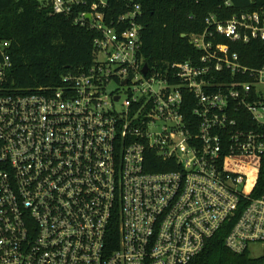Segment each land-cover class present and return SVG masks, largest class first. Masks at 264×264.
I'll return each instance as SVG.
<instances>
[{
    "label": "built area",
    "instance_id": "2783aa9c",
    "mask_svg": "<svg viewBox=\"0 0 264 264\" xmlns=\"http://www.w3.org/2000/svg\"><path fill=\"white\" fill-rule=\"evenodd\" d=\"M39 1L85 7L76 24L99 35L87 71L30 93L0 41V264H190L229 223L226 249L264 260L260 172L242 162L264 163V65L232 51L264 40V8L210 16L189 37L201 57L163 73L134 0L110 22L106 0Z\"/></svg>",
    "mask_w": 264,
    "mask_h": 264
},
{
    "label": "trees",
    "instance_id": "16d2710c",
    "mask_svg": "<svg viewBox=\"0 0 264 264\" xmlns=\"http://www.w3.org/2000/svg\"><path fill=\"white\" fill-rule=\"evenodd\" d=\"M108 22L128 11L129 0H106ZM141 6L142 52L148 66L164 73L174 63H186L201 57L189 41L190 35L204 33L210 16L223 22L241 13H254L264 8V0H134ZM230 3V6L226 4ZM72 15H56L52 6L39 0H0V41L10 43L11 86L26 93L62 86L65 76L79 75L94 62V42L98 33L76 24ZM187 36L186 38L183 37ZM221 43H228L221 39ZM241 63L260 68L264 65V40L232 46ZM259 171L258 195L264 192V163L245 159ZM156 171H164L156 169ZM233 223L224 226L207 244L205 251L190 264H262L249 253L237 255L225 247Z\"/></svg>",
    "mask_w": 264,
    "mask_h": 264
},
{
    "label": "rangeland",
    "instance_id": "374dc122",
    "mask_svg": "<svg viewBox=\"0 0 264 264\" xmlns=\"http://www.w3.org/2000/svg\"><path fill=\"white\" fill-rule=\"evenodd\" d=\"M122 96H123V97H122L123 100H125L126 97H127V95H126L125 93H123ZM122 103H123V102H122ZM122 103H118L117 106H116V109H120V108L122 107V105H121ZM256 255H259V253L256 252Z\"/></svg>",
    "mask_w": 264,
    "mask_h": 264
},
{
    "label": "water",
    "instance_id": "95a60500",
    "mask_svg": "<svg viewBox=\"0 0 264 264\" xmlns=\"http://www.w3.org/2000/svg\"><path fill=\"white\" fill-rule=\"evenodd\" d=\"M183 37L186 38V36H184V35H183ZM147 72H148V67L146 66V67L144 68V70H143V73L147 74ZM117 100H118V99H117Z\"/></svg>",
    "mask_w": 264,
    "mask_h": 264
}]
</instances>
